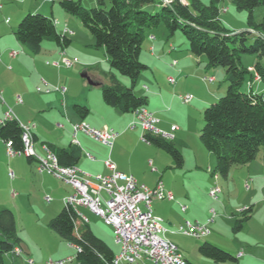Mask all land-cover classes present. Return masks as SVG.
I'll use <instances>...</instances> for the list:
<instances>
[{
  "label": "rangeland",
  "instance_id": "1",
  "mask_svg": "<svg viewBox=\"0 0 264 264\" xmlns=\"http://www.w3.org/2000/svg\"><path fill=\"white\" fill-rule=\"evenodd\" d=\"M20 1L22 0H0V115L1 107L4 104L3 100L6 101L7 105L13 108L15 107L14 103L16 100L18 101L19 97H21L22 102H18H20L23 107L29 106V102L31 104H38L37 107H40L38 96H41L43 92L39 91L38 87L43 89L45 87L44 81L49 83L52 88L63 86L64 83H60L61 80L59 75H57L56 69H64L67 72L74 70L71 77L68 75L64 76L65 80L71 79L73 84L72 90L68 91L65 96H61L57 92H54L57 98V104H55L57 110L49 109L47 106L40 107L31 118L37 123H39L38 118L41 119L43 136L57 138L59 137V133L73 128L71 123L72 116L75 118L79 117L74 109V105L79 104L74 102V100H78V98H74L70 103L68 96H83L82 94L85 89H82V87L85 85L88 89H95V93L102 98V87L99 83H109V78L106 74L110 73L114 74L127 86H130L131 82L128 76L111 66L105 48L95 46L94 36L82 25L78 17L69 14L59 5V0L55 1L56 9L54 14V18L58 23H56L58 31L63 33L61 30L62 24L66 23L65 18L62 17L60 13L63 15L67 14L72 18L69 25L71 30H69L75 31L76 34L81 30L89 35V37H92L94 41L90 42L83 36H81L80 39H76L74 35L68 34L73 41L68 47L64 48V51L70 58L78 57L80 60L79 63L71 68H50L52 66L47 65V61L53 62L61 57L59 54L56 55L58 47L55 42L45 40L43 42L42 51L39 54H34L17 41L13 33L11 27L14 26L13 28L16 30L21 19L27 14L24 13L21 17L19 16L18 7L14 5ZM201 1L204 4H209L211 2V0ZM29 2L31 3L32 1L30 0ZM51 4L52 2L49 1L46 11H34L32 13L52 16ZM82 4L86 8L99 6L97 0H82ZM107 6H110L109 2H107ZM219 6L228 8L227 12L221 13V20L224 25L235 31L249 29L247 26L248 12L246 10L237 9L236 5L230 0L221 2ZM155 8H157V6L152 4L146 6V10L151 12H155ZM254 11L256 21L260 22L264 17V6H258ZM19 18L21 19L18 21ZM152 32L159 39L164 38L165 34L168 33L167 36L175 42L178 51H182V48L189 46L186 36L179 29L173 35H170L164 25H160L148 31L142 44L141 55V61L146 63L148 68L141 72L134 91L136 94L142 92L143 94H148L149 97H154V86L151 83L158 80L162 88L169 89L168 95H170L171 98L175 97L173 103H167L166 107L176 112L173 117H183L186 112H189V106H194L193 104L195 101L186 104L179 98V95L191 94L197 98L195 92L203 94V83H209L205 81V75L210 77L214 72L212 74L201 72L195 75L194 78H197V81H190L186 85L194 92L183 91L181 89L175 90L174 88L171 92L170 88L172 89V86L167 82L170 75L165 73L162 66L163 63L169 60L162 57L158 58L151 56L149 35ZM184 41H186V45ZM248 43H250V41H248ZM158 50L159 47L157 46L156 51ZM58 56L60 57L58 58ZM258 60L264 65V56L259 59L255 54H242L244 65H247L248 62L255 64ZM38 63L40 64L39 67L46 66L48 69H55L52 73L54 75L52 79L53 82L50 81L51 79L49 81L44 78L41 79V75H37L38 73L36 74V72H34V65H38ZM215 68L217 67H212L210 69L213 70ZM251 68H253L254 78L257 79L255 68ZM218 69H220L222 73L221 80H223L225 91L215 101L208 103L206 107L217 102L226 94L228 89V82L225 80L224 75L225 68L219 66ZM85 73L88 75H85ZM37 76L38 78H36ZM215 78L218 77L216 76ZM249 79L250 75L247 74L246 80L241 87V90L244 92L250 90L247 84ZM91 80H94V83H91ZM221 80H219V82ZM144 84L149 86V90L143 89ZM262 85H264V83H262ZM67 88L70 90L69 86H67ZM263 91L264 90L260 89L258 92V89H256L255 92L261 93ZM79 100L85 102L82 99ZM206 107L203 106L201 112L197 111V113H195L196 111H192L193 117L187 122L185 134L181 136L182 141L180 145L176 144L182 152L183 157H185V167H177L170 154L145 141L142 138L143 130L140 127H137L134 132H131L132 130L130 131L127 126L130 131L128 133L129 135L125 138L124 144L121 147H117L116 150V157L123 166L122 169L125 174L132 175L139 182L146 183L151 187H155L159 181H162L165 188L174 193L175 200L154 199L152 208L153 211L157 212L166 220L165 224L168 226V230L165 234L166 238L177 244L185 252L191 262H197L198 260L211 262L209 258L202 256L198 250L199 246L204 241L211 242L232 253L233 240L235 242L238 240H248L250 236L259 235V233H263L264 236V148L261 149L258 157L253 163L250 173L246 171L242 173L240 170H237L239 166H234L228 180L218 175L219 186H216L221 188L219 198L214 199L209 196L210 186H208L205 178L213 179L211 173L214 170L212 169L213 166L211 168L207 166L210 164V158L215 164L216 157L204 147L200 140L201 129L204 126V110ZM8 109L9 107H7V110ZM7 110L5 108L2 109V118L5 117ZM44 110H47V112ZM60 124L64 125V127L60 126ZM172 125L178 126V124L172 123L169 119L167 127L160 126V128L165 132H170L168 130H170ZM172 134L175 137L179 136V132L177 131ZM99 142L89 137L86 139V142L84 141L85 146H87V144L89 146L93 145L96 147V151H98L99 154H105L103 159H101L102 161L99 160L98 162H93L92 166L90 165L91 169L88 168L90 166L84 169L86 173L94 177L99 174L107 173V168L103 160L109 158L113 148L103 143L104 146L101 144L102 142ZM109 149L111 150L110 154ZM38 151L39 150L36 151L37 154H39ZM195 156H197L198 161H200L204 167L203 169L197 170L192 168V170L189 171L187 168L194 165ZM26 162L25 155L16 157L8 156L7 146L4 153H0V209L10 208L14 211L19 236L28 243L29 247L36 249L39 254L42 253V255L45 256V263L50 258L59 260L72 256L73 260L65 264H80L76 260V249L63 240L49 226V221L57 216L65 207L64 198L67 197L71 191L73 192L72 186L69 185L61 188L54 182L56 181L58 183L52 176H48L49 178H42L40 173L36 170L31 172ZM10 171L14 172V178H11L9 175ZM241 174H243V176ZM247 182L249 183V188L246 186ZM68 187L72 188V190H69ZM14 191L16 193L15 196L13 195ZM47 195L51 197V201L46 199ZM182 205H187L189 207L187 213L182 212ZM248 206L253 207L252 218L244 223L242 230L234 232L233 225L235 223V215ZM80 209L88 217V224L94 233L102 238L115 253H118L120 247L116 243L113 228L107 225L100 216L91 213L83 207ZM193 209L200 214L203 213V211L208 212L211 209L216 210V221L207 224L212 233L200 238L184 235L179 232L173 233L172 231L178 230L179 226L183 224L186 219L195 220V218L192 217L193 213H191ZM169 214H171L172 217H170ZM169 218L171 222H173V225L169 224ZM228 218H232L231 223H229ZM24 256L28 257L26 253H24L22 257ZM40 262L36 264H41ZM226 263L230 264V262ZM4 264H13L11 253L5 255ZM20 264L26 263L20 260Z\"/></svg>",
  "mask_w": 264,
  "mask_h": 264
},
{
  "label": "trees",
  "instance_id": "2",
  "mask_svg": "<svg viewBox=\"0 0 264 264\" xmlns=\"http://www.w3.org/2000/svg\"><path fill=\"white\" fill-rule=\"evenodd\" d=\"M97 7L86 8L82 0H59V5L69 14L78 17L82 25L94 36L95 46L104 47L111 66L129 77L131 85L123 84L114 74H106L109 83H102L105 103L122 112H134L148 104V97L136 94L135 85L148 65L141 61L142 44L146 33L164 25L173 35L178 29L186 36L188 51L195 56H206V67L225 68L228 82L226 94L204 110V126L200 140L216 157L213 174L228 178L232 167L243 166L256 160L264 148V92L241 90L247 74L254 73L242 61V54L264 56V17L257 22L254 10L264 6V0H230L237 9L248 12V28L240 32L224 25L219 4L225 0H97ZM107 2L110 6H107ZM155 5V12L146 6ZM254 31H249V30ZM14 35L30 52L39 54L43 42L51 40L62 50L72 39L58 31L55 18L41 13L28 12L19 22ZM250 41V43H248ZM254 68L264 82V65L258 60ZM82 118L90 109L86 104H75ZM17 118L0 123V139L11 141L16 151H24L23 129ZM143 139L163 149L173 157L177 167L184 165V157L173 139H165L149 132ZM64 166L77 165L81 148L75 143L68 147L46 142ZM29 162L35 160L26 156ZM253 207L243 208L236 214L233 231L243 229L252 218ZM49 226L63 240L77 247L76 260L80 264H114V250L83 222L70 205L49 221ZM15 247L24 250V240L19 236L15 213L10 208L0 209V264L5 255L14 254ZM199 252L215 263L236 262L237 256L211 242L204 241Z\"/></svg>",
  "mask_w": 264,
  "mask_h": 264
},
{
  "label": "built area",
  "instance_id": "3",
  "mask_svg": "<svg viewBox=\"0 0 264 264\" xmlns=\"http://www.w3.org/2000/svg\"><path fill=\"white\" fill-rule=\"evenodd\" d=\"M164 1L168 2L169 0ZM221 8H225V12L228 10L227 7ZM64 33L74 34V32H66V28L64 29ZM150 38L154 39L155 36L151 35ZM79 61L78 57L70 58L62 52L59 60L53 62L47 61V64L55 67L71 68L79 63ZM176 62L174 60V63ZM249 70L252 71L253 68L250 67ZM256 75L258 79L259 75L257 73ZM206 79L213 81V77H207ZM169 80L172 84L176 81L174 77H169ZM44 83L45 87L43 89L38 87L39 91L48 93L55 90L62 95L67 92V87L65 86L52 88L49 83L45 81ZM179 98L188 104L192 102L194 96L185 94L179 95ZM18 101L22 102V98L19 97ZM133 113L135 117L129 123L128 128L133 130L140 127L143 130L142 138L145 132H149L171 140L174 138L172 133L179 128L177 125H172L170 132H165L159 126L160 118L146 105L139 107ZM11 118L16 117L10 108L6 112L5 118L0 120V123ZM21 126L23 129L24 151L14 150L12 142L9 141L6 143V146L7 154L10 157L27 156L28 149H35L31 125L21 124ZM60 126L62 125L60 124ZM81 131L111 148L119 135L114 129L108 127L99 129L89 124L74 123L73 134L77 143L79 141L76 139V136ZM42 146L44 154L39 155L35 150V156H33L37 161V170L41 173L50 174L64 183H73V192L64 198V202L65 205H70L74 209L76 215L83 222L88 223V217L81 211V207L87 208L92 213L100 216L107 225L113 228L116 243L120 247L119 252L114 256L118 264H132V257L153 259V263L188 264L186 257L180 251L177 244L166 238L165 234L168 226L162 217L154 213L152 208L154 199L175 200L174 193L171 190H167L162 181H159L155 187L141 183L134 176L119 171L116 164L110 158L105 160V165L110 172L94 177L83 171L78 165H61L54 150L47 143H44ZM9 175L11 178L15 177L13 171H10ZM246 186L249 187L248 182ZM218 192H221V188L214 186L210 190V196L218 199ZM13 194H16L15 191ZM46 199L48 201L52 200L49 195L46 196ZM181 208L183 211H186L187 205H182ZM216 215V210L211 209V217L208 219V222H213ZM175 232L200 238L207 236L210 233V229L207 223L186 219ZM72 247L77 251L76 246ZM22 252L23 250L20 247H15V254L20 255ZM72 260V256L59 260L50 258L46 261V264H65ZM27 262L35 264L32 258H28Z\"/></svg>",
  "mask_w": 264,
  "mask_h": 264
},
{
  "label": "crops",
  "instance_id": "4",
  "mask_svg": "<svg viewBox=\"0 0 264 264\" xmlns=\"http://www.w3.org/2000/svg\"><path fill=\"white\" fill-rule=\"evenodd\" d=\"M30 0H22L18 3H15L14 6L18 7V11H19V16L21 17L22 15H24V13H28V12H34V11H46L47 10V6H48V2L51 1V9H52V13L51 15L53 17L55 14V1L56 0H31L32 2H29ZM60 15H62V17L65 18L66 23L62 24V28L61 30L64 33V29L65 28H69L70 22L72 20V18L67 15V14H62L60 13ZM21 18L18 19V21ZM56 19H55V24H56ZM58 24V23H57ZM14 26H12L11 28L13 29V33H14ZM57 27V26H56ZM245 27V26H244ZM71 30V29H70ZM73 31V30H72ZM60 32V31H59ZM68 36V33H64ZM168 34V33H167ZM167 34H165L164 38H157V36L152 32L149 35V49L151 52V56L153 57H162L165 58L167 60H169L166 63H163V69L165 70V73L169 74V77H174L175 78V83H171L168 77L167 82H169V84L172 86V89L170 88V91L172 92L173 88L175 90L177 89H181L183 91H193L190 87L186 86L190 81H197V78L195 79L194 76L204 72V73H213V75H211L210 77H213V81H209L208 79H205V81L209 82L208 84L203 83L204 85V93H198L195 92L197 95V98L194 97V99L192 100V102L195 101V103L193 104L194 106H189V112H186L183 117L179 116L176 117L173 115L176 114L175 111H172L170 108L166 107L167 103L170 102L173 103V101L175 100V97H170V95H168L169 89H164L159 85L158 80H156L155 82L151 83L154 86V91H153V95L154 97H149L148 94H143L142 92L139 95H145L148 97V104L146 105L150 110H152L159 118H160V123L159 126H164L167 127L168 125V120L170 119V121H172V123L178 124V130H176L177 132H179V136H174L173 140L176 142L177 145H180L182 139L181 136L185 134V127L187 126V122L188 120L193 117L192 116V111H196L195 113L201 112L203 106L206 107V105L208 103H210L211 101H215L218 97H220L223 92L225 91V86H223V80H221L222 78V73L221 70L217 68L211 70L210 68L206 67V57L204 55L202 56H195L193 54H191L188 51V47L186 48H182V51H178L175 42L172 41V39H170ZM74 35L76 37V39H80L81 36L85 37L87 40H89L90 42H93L94 39L92 37H89V35H87L86 33H84L83 31H79V33L76 34V32L74 31ZM154 35L155 38L151 39L150 36ZM73 41V40H72ZM185 45L187 44L186 41ZM92 45V44H91ZM157 46L159 47V50L156 51ZM58 49L56 50V55L59 54L61 55L62 52L65 53L64 50H62L59 46H57ZM153 47V49H151ZM66 54V53H65ZM142 55V53H141ZM60 56H58L59 58ZM57 58V59H58ZM61 58V57H60ZM59 60V59H58ZM174 60H176L177 62L174 63ZM36 63V61H35ZM50 65V64H47ZM255 64L248 62L247 66L249 67H254ZM40 64L38 63L34 65V72H36L37 75H41V79H45L47 81L53 82V77L54 75L52 74L53 71L55 69H48L46 66L44 67H39ZM52 67L50 68H57L53 65H51ZM62 68V67H61ZM76 71V70H75ZM57 75H59V78L61 80L60 83H64L63 86H69L70 90L67 88V92L72 90L73 84L71 82V79L68 80L64 78V76L68 75L69 77H71V75L74 73L73 71H65L64 69H56ZM252 73H254L253 71H251ZM86 75H88L87 73H85ZM225 75V72H224ZM218 78H215V77ZM205 77L207 78V76L205 75ZM38 78V76L36 77ZM180 79V80H179ZM179 80V81H178ZM219 80H221L219 82ZM178 81V82H177ZM91 83H94V80H91ZM262 83H264L262 80H257L254 77L250 76V79L248 80L247 84L249 89L251 88L252 85V89L255 92L256 89L259 90H264V85H262ZM102 83H99V85L101 86ZM82 89H85L84 93L82 94L83 96H77V95H73V96H68L70 103L71 101H73L74 98H78V100H74V102L76 103H82V104H86L89 109L90 112L88 114V116H86L85 118L82 117H73L72 116V125L74 123H78L81 121L86 122L87 124H89L92 127L95 128H99L102 129L104 127H108L111 129H114L116 132L119 133V135L117 136L113 148H112V153L111 155H109V158H111V160L116 164V167L119 171L123 172L122 169V165L119 161V159H117L116 157V150L117 147H121L124 144V140L125 138L129 135L128 133L131 131H129V129L127 128L128 124L134 119V113L133 112H122L119 109L109 106L105 103V101L103 100V97H99V95L97 93H95V89H88L85 85L82 87ZM143 89L145 90H149V86L147 85H143ZM43 94H41V96H38L39 101H40V107H48L49 109H54L57 110V107L55 106V104H57V98L55 97L56 95H54V92H57L58 94H60L62 96V94L58 91H50V92H44L42 91ZM66 92V93H67ZM194 92V91H193ZM264 92V91H263ZM66 93L63 95L65 96ZM171 98V99H170ZM84 100L85 102H82L81 100ZM191 102V103H192ZM3 106L1 107V119L2 118V109H6L7 107H10L9 105H7L6 101L3 100ZM69 103V104H70ZM15 107L12 108V111L14 113V116L20 120V122L22 124L25 125H31V131H32V135H33V139H34V150H39V155H43V144L46 142L52 143L55 146H59V147H68L70 144H77L82 151V156L81 159L79 161V163L77 164L83 171L84 169H87L88 166H92L93 162H98L99 160L102 161L101 159H103L104 155H101L103 153H100L98 151H96V147L91 145L89 146L87 143V146H85L84 141L86 142V139L89 137L91 139V136L87 135L84 132H79L76 136V139L79 141L78 143L75 141L74 138V134H73V128H70V130L68 131H63L61 133H59V137L57 138H51V137H45L42 134L43 128H42V124H41V119L38 118L39 123L35 122V120L31 119L33 117V115L37 112L36 110L40 109V107H37L38 104H31L29 102V106L23 107L21 105L20 102H18L16 100V102L14 103ZM7 106V107H6ZM65 106V105H64ZM69 106V105H68ZM8 109V110H9ZM7 110V111H8ZM6 111V112H7ZM47 112V110H44ZM6 115V113H5ZM181 117V118H180ZM5 118V117H4ZM187 119V120H184ZM62 125V124H61ZM62 127H64V125H62ZM137 128L133 129L131 132H134V130H136ZM171 130V128H170ZM168 130V131H170ZM175 131V132H176ZM96 140V139H94ZM98 141V140H96ZM69 142V144H68ZM99 142V141H98ZM101 143V142H99ZM103 144V143H101ZM104 145V144H103ZM105 146V145H104ZM6 150V142L2 139H0V153H4V151ZM36 150V151H37ZM111 150L109 149V154H110ZM99 155V156H98ZM92 156V157H91ZM111 156V157H110ZM108 159V158H107ZM27 164L29 165V168L31 170V172H33V170H36L37 172H39L37 170V161L33 160L32 162H29L27 157ZM105 160H103L104 165H105ZM255 162L252 161L251 163L247 164V165H243V166H239L237 170H240V172H247L250 173L252 170V166L253 163ZM212 162L211 158H210V164L207 166L208 168H211L213 166V170L215 167V164ZM91 166L88 167L91 169ZM186 166V160L184 157V165L183 167ZM106 167V165H105ZM204 165L201 164L200 161H198L197 156H195V162L193 166L188 167L187 169L190 171L192 170V168H195V170L197 169H203ZM107 168V167H106ZM233 168V167H232ZM122 169V170H121ZM232 170V169H231ZM110 170L107 168V173H109ZM199 172V171H198ZM231 172V171H230ZM42 178L45 177H50L52 175L47 174V173H41L39 172ZM243 176V174H241ZM211 176H213V179H208L205 178L208 186H210V190L212 187L218 185V180H219V176L218 175H214L213 172L211 173ZM230 176V174H229ZM229 176L227 178V180L229 179ZM48 177V178H49ZM52 178L54 179L55 177L52 176ZM55 180L58 181V183L56 181H54L57 185H59L61 188L63 187H67L69 185H67L66 183L62 182L61 180L55 178ZM250 187V186H249ZM247 187V188H249ZM69 190H72V188H69ZM72 192V191H71ZM15 196V195H14ZM209 196H210V191H209ZM188 198V197H187ZM219 198V197H218ZM194 208V207H193ZM87 209V208H85ZM189 207L187 206L186 211H183L182 208V212H188ZM88 210V209H87ZM91 212V211H90ZM92 213V212H91ZM154 213L158 216H160L157 212L154 211ZM192 217L195 218V220L200 221L201 223H211L208 222V219L211 217V210L208 212L203 211V213H198L195 209H193V211L191 212ZM235 215V214H233ZM170 217L171 214H169ZM253 216V215H252ZM162 217V216H160ZM163 218V217H162ZM217 218V216L215 217V219ZM165 220V218H163ZM214 219L213 222H215L216 220ZM170 222V225H173L170 220V218L168 219ZM229 223H231L232 218H228ZM166 222V220H165ZM173 233H176L175 230L172 231ZM210 233H212L210 231ZM178 246V245H177ZM179 247V246H178ZM232 247L233 250L232 253H235V255L237 256L238 260L236 262H230V264H264V236L263 233H259V235H253L250 236L249 239L247 240H238L237 242H235L234 240L232 241ZM180 251L183 253V255L186 257L188 264H228V263H215L214 261L211 262L210 261H201L198 260L197 262H191L188 259V256L185 254V252L179 247ZM26 253V255L28 257H22L23 254ZM45 255V253H44ZM12 259H13V264H20V260L23 261V263L29 264L27 262L28 258H32L35 261V264L38 262H40L41 264H46L45 263V256L41 254H39V252L32 248L29 247L28 243L24 241V250L20 255L17 254H11ZM21 258V259H20ZM27 258V259H26Z\"/></svg>",
  "mask_w": 264,
  "mask_h": 264
},
{
  "label": "bare ground",
  "instance_id": "5",
  "mask_svg": "<svg viewBox=\"0 0 264 264\" xmlns=\"http://www.w3.org/2000/svg\"><path fill=\"white\" fill-rule=\"evenodd\" d=\"M220 11H221V13H224L225 8H221ZM66 32H73V31H70L68 28H66ZM258 79H259V77H258ZM76 124H87V123L84 121H81V122H78ZM28 155L35 156V150L34 149H28ZM66 184L72 186V188H73V183H66ZM215 187H218V186H215ZM219 193L220 192H218V197H219ZM13 195H16V194H13ZM114 264H118V261H115V259H114ZM132 264H162V263H153V259H140V257H132Z\"/></svg>",
  "mask_w": 264,
  "mask_h": 264
},
{
  "label": "water",
  "instance_id": "6",
  "mask_svg": "<svg viewBox=\"0 0 264 264\" xmlns=\"http://www.w3.org/2000/svg\"><path fill=\"white\" fill-rule=\"evenodd\" d=\"M249 31H254V30L251 29V30H249ZM237 32H240V31H237ZM85 75H86V74H85Z\"/></svg>",
  "mask_w": 264,
  "mask_h": 264
}]
</instances>
